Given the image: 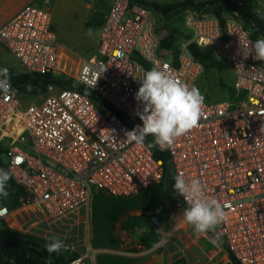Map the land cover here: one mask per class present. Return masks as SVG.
Returning <instances> with one entry per match:
<instances>
[{"label":"built area","instance_id":"built-area-1","mask_svg":"<svg viewBox=\"0 0 264 264\" xmlns=\"http://www.w3.org/2000/svg\"><path fill=\"white\" fill-rule=\"evenodd\" d=\"M51 2L26 5L0 28V41L21 66L19 74L1 80L8 90L0 89V168L25 190L15 210L0 200V231L7 225L36 238L59 237L73 254L64 264H93L88 252L76 251L74 217L95 193L129 198L159 186L167 166L173 181L178 174L197 179L225 205L227 219L217 231L237 264H264V61L250 53L262 37L233 16L222 27L217 16L187 9L183 25L190 38L168 57L154 10L111 0L93 55L76 63L52 29ZM236 3L244 10L242 1ZM192 44L211 46L231 65L228 98L204 100L200 126L169 150L147 147L151 136L144 146L127 142L125 132L142 124L135 93L147 70L159 66L191 85L203 73V63L189 51ZM47 73L73 77L108 107L53 85L40 102L25 105L22 85L12 78ZM43 223L47 230L35 235ZM0 264H14L2 254L1 241Z\"/></svg>","mask_w":264,"mask_h":264},{"label":"rangeland","instance_id":"rangeland-1","mask_svg":"<svg viewBox=\"0 0 264 264\" xmlns=\"http://www.w3.org/2000/svg\"><path fill=\"white\" fill-rule=\"evenodd\" d=\"M147 3H156L159 6H165L170 4H179L185 2L186 0H145ZM208 0H195V3L206 2ZM237 0H231V2L238 7ZM244 4V11L258 14L261 18H264V7L262 0L256 2L254 0H239ZM111 0H52L51 5L53 7V22L52 29L56 33L57 41L61 48H64L66 55H69L70 59L76 63L80 62V59L90 58L97 45L99 27L96 26L93 29V36L89 37L86 35L88 29L84 26L85 21L91 19L94 14L103 17L110 6ZM91 6V10L88 8ZM242 9V8H241ZM183 11L175 12L169 17L155 16L158 30L163 39L167 38L169 35L173 36L171 40V45H163L164 51H168V57L176 56L179 52L182 43L190 38L189 34L184 30L183 25ZM207 13L220 16H224L225 20L231 15L222 12L208 11ZM74 52V54H73ZM217 60L222 64L221 66H216L215 64L206 63L204 65V71L199 76V78L194 82V85L200 90L201 94L204 96L206 101L218 102L228 98L231 86H232V69L228 62L217 58ZM6 61L9 65H12V60L7 58ZM16 67V63L14 64ZM77 67V64L74 66ZM71 69V63L67 64L66 70ZM75 75V73H71ZM73 77L67 76L66 79ZM49 95L47 90L38 91H22L20 98L22 102L27 104L37 103ZM6 162V158H3ZM165 204L168 206L172 205V199L167 198ZM89 207L86 206L82 208L81 214L87 216L89 213ZM174 218L182 215L180 211H174ZM79 223V221H78ZM175 221H167L163 227L164 233L160 238V242L153 246L147 247L140 241V236L143 231L137 230L131 232L125 236V241H127V246L120 247V250L116 251L115 255L125 256L130 259H134L142 264H196L193 260L195 259L188 248L183 246H177L176 243L178 238L174 235L173 228ZM85 225L83 222L78 226L80 232V242H83L86 234H82V230ZM47 225L45 223L41 224L34 234L38 236L39 232L42 230H47ZM65 229V228H64ZM84 237V238H83ZM208 251V250H207ZM65 262L73 257V254L64 252ZM98 255L93 257L94 264H98ZM200 260H205L206 257L203 254L197 256ZM64 262V263H65ZM215 264H225V259L222 254L216 257Z\"/></svg>","mask_w":264,"mask_h":264},{"label":"clouds","instance_id":"clouds-1","mask_svg":"<svg viewBox=\"0 0 264 264\" xmlns=\"http://www.w3.org/2000/svg\"><path fill=\"white\" fill-rule=\"evenodd\" d=\"M93 34V29L89 28L86 35L92 37ZM250 53L254 54L253 58L264 61V38L251 44ZM139 82L135 99L143 105L142 110L137 111L142 124L125 132L127 142L144 146L151 136L147 147L165 151L171 149L178 138L200 126L205 98L195 85L176 79L159 66L147 70ZM0 89L8 90L6 80L0 81ZM10 179L8 171L0 168V199L8 197ZM173 179L174 193L183 197L187 204L182 213L184 223L191 226L195 237L206 238L219 247L222 239L217 228L227 219L225 205L209 196L201 181L187 180L182 174ZM46 239L44 247L50 255L66 250L67 246L59 237Z\"/></svg>","mask_w":264,"mask_h":264},{"label":"trees","instance_id":"trees-1","mask_svg":"<svg viewBox=\"0 0 264 264\" xmlns=\"http://www.w3.org/2000/svg\"><path fill=\"white\" fill-rule=\"evenodd\" d=\"M142 3L146 6L151 7L155 14L158 16L169 17V15L180 12L187 9H193L200 13H207L208 11L222 12L225 11L229 15L240 20L244 26L251 29L253 32V37L261 36L264 38V18H261L258 14H253L246 12L242 9L237 8L231 0H208L206 2L195 3V0H186L185 2L179 4H170L165 6H159L156 3H147L145 0H134ZM222 27H225L226 20L224 16L218 14ZM103 17L94 14L91 19L87 20L84 26L89 28H94L96 26L100 27L103 23ZM173 36L169 35L167 38L163 39V45H171V40ZM189 51L194 56V58L203 64L211 63L216 66H221L222 64L217 60V56L211 46L206 48H201L195 44L189 46ZM229 64V63H228ZM230 65V64H229ZM231 67V65H230ZM7 73H10L7 71ZM14 85H22L21 91L46 90L48 85H53L59 89H73L79 91L83 94L88 95L92 100L104 104H107L101 99L97 98L89 89L83 85L76 83L74 79L65 80L61 75L54 73H47L44 75H18L12 78ZM160 159L167 164V160L164 156H159ZM174 181L172 180L171 172L166 166L164 177L162 183L159 185L160 191L165 198L172 199V205L166 207L161 213L154 216H142L131 218L128 223L130 227L138 226L140 223H146L150 226V230L141 236V242L147 247L155 246L159 239L160 234L158 231L159 226L166 221L169 214L175 210L183 211L184 204L181 201L179 195L173 191ZM8 192L7 198L0 199L6 206L11 210L17 209L21 204V197L24 195L25 190L20 185L15 183L11 178L8 182ZM0 241L2 254L7 255L10 259L14 261V264H64L65 254L64 252L70 253L66 250H61L59 254L52 253L51 255L45 250L44 245L48 242L42 238L32 237L30 235L24 234L21 231L13 229L9 226H4L0 231ZM220 245H223L221 243ZM224 246V245H223ZM231 264H237L235 259L230 255Z\"/></svg>","mask_w":264,"mask_h":264},{"label":"crops","instance_id":"crops-1","mask_svg":"<svg viewBox=\"0 0 264 264\" xmlns=\"http://www.w3.org/2000/svg\"><path fill=\"white\" fill-rule=\"evenodd\" d=\"M43 1L44 0H0V28L16 16L26 5L34 3L40 4ZM88 8L91 10L90 5H88ZM7 58L12 60L13 66L9 65L6 61ZM15 63L16 67L14 66ZM7 71L10 73H7ZM20 72V64L12 58L0 41V81L6 75H15ZM166 199L167 198L164 199L159 186H151L140 194L129 198H119L103 193H95L88 205L89 214L87 216L82 215L81 209L77 216L74 217V228L78 235L75 245L76 251L82 254L88 252L92 260L95 255H98V264H142L128 257L115 255L116 251L120 250V247L127 246L128 243L125 241V236L131 232L140 230L143 231L142 234H144L150 230V226L146 223H140L138 226L130 227V223H128L129 220L142 216L151 217L161 213L166 207H169L165 204ZM173 213L174 211L170 213L166 221L159 226L158 231L160 238L165 232L163 227L166 222L175 221L173 232L178 240L174 244L188 248L191 252V257L193 255L195 258H192V260L196 264H215L218 252L223 255L225 264H231L230 255L225 246L219 245V247H217L212 245L206 238L195 237L191 226L184 223L183 216L179 215L177 218H174ZM180 213H183V211H180ZM82 222L85 225L82 234L83 236L86 234V236L85 238L83 237V242H80L81 230L77 228ZM209 235L211 236L213 234L209 233ZM159 242L160 239L158 243ZM200 254L205 255L206 259L200 260L197 257Z\"/></svg>","mask_w":264,"mask_h":264},{"label":"snow or ice","instance_id":"snow-or-ice-1","mask_svg":"<svg viewBox=\"0 0 264 264\" xmlns=\"http://www.w3.org/2000/svg\"><path fill=\"white\" fill-rule=\"evenodd\" d=\"M19 159V158H18Z\"/></svg>","mask_w":264,"mask_h":264}]
</instances>
